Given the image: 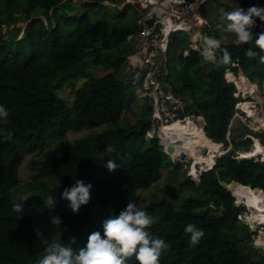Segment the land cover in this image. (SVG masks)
I'll return each instance as SVG.
<instances>
[{
	"label": "trees",
	"instance_id": "1",
	"mask_svg": "<svg viewBox=\"0 0 264 264\" xmlns=\"http://www.w3.org/2000/svg\"><path fill=\"white\" fill-rule=\"evenodd\" d=\"M63 1L2 0L5 17L0 11V105L9 115L6 122L0 119V264H38L51 244L38 236L40 219L29 215V210L42 207L50 221L59 217L57 242L76 251L86 246L91 233L100 232L103 237V221L118 216L138 192L158 183L164 172L183 191L177 193L168 186L165 197L153 194L144 208L156 219L147 230L170 245L160 264H257L240 247L246 240L253 241L255 233L248 224L242 222V233L237 239L232 240L225 233L236 229L243 207L236 205L231 193L220 184L221 180H235L264 190V163L236 158L239 151H249L253 141L247 138L236 142L230 130L240 112L236 104L244 98L235 95L236 84L225 76L228 70L236 75L242 70L251 82L264 84V64L259 63L258 57L245 55L249 47L260 51L255 43H222L216 33L221 48L231 54V62L222 64L203 62L200 51L194 49L185 55L186 49L182 48L189 42L184 31H180V36L176 31L170 35L169 48L179 45L182 49L179 69L170 66L168 81L172 91L189 101V113L204 114L207 136L223 144L222 158L196 183L189 177L179 178L182 163H174L163 151L146 103L139 104L144 117L126 127L120 124L123 112L137 99L128 76L123 80L117 77L131 52L127 48L121 53V49L129 45V37L139 26H111L104 19L92 21V11L107 10L102 2L108 0H82L80 7L69 5L72 0ZM109 1L118 4V0ZM210 1L219 4L218 0L205 3ZM132 6L127 4L117 17H125ZM252 6L264 7V0H242L239 5L245 10ZM78 8L83 12L75 14ZM69 10L75 13L69 14ZM20 22L26 24L21 37L22 28L15 27ZM211 27L209 24L207 28L209 35ZM251 31L254 35L264 31V22L256 19ZM89 51L93 53L91 63L107 69L108 74L96 77L80 69ZM230 71L227 77L234 75ZM81 78L87 81L74 89ZM246 130L264 145V129ZM82 132L90 133L73 142L67 140L69 134ZM6 133H11V137L7 138ZM52 141H61L62 155L49 152L38 165L39 175L52 183L35 180L30 183V196L15 201L12 196L21 186L20 168L25 159L46 152ZM110 160L118 165L115 171L107 168ZM76 180L92 185V198L78 213H73L62 193ZM48 195L54 197L52 207L46 205ZM210 204L222 209V214L210 213ZM16 205L23 211L15 210ZM189 224L204 232L194 246L190 244V234L185 232ZM127 264L138 262L133 256Z\"/></svg>",
	"mask_w": 264,
	"mask_h": 264
},
{
	"label": "rangeland",
	"instance_id": "2",
	"mask_svg": "<svg viewBox=\"0 0 264 264\" xmlns=\"http://www.w3.org/2000/svg\"><path fill=\"white\" fill-rule=\"evenodd\" d=\"M65 1L67 0H64V2ZM72 1H73L72 3L69 2V5L75 6L74 4H76V6L80 7L79 4L82 3V0H72ZM161 1H164V0H161ZM205 1L206 0H201V1L200 0H186L184 4H179V5L176 4V6L172 2L167 3L170 7L172 8L176 7L178 10L182 11L183 9H187L188 7L189 8L192 7L197 2V4L195 5L196 9L191 10V12L185 14L184 17L182 18V21L183 22L185 21V23L187 24H182L183 29L175 30L179 36L181 35L180 31H184L185 34H187L189 43H185L183 45L184 47L182 48V49L185 48L186 51H189V49L200 50L202 36L207 35L209 37L216 38V33L217 35H219L220 39H222V43L235 44L234 43L235 34L224 30L223 25L226 24V21L222 23L220 17L223 11H231L239 7L242 0H218L219 4L216 3L215 1H210L209 4H206ZM141 2H139L138 0H118L117 5L119 6H111V5L107 6L106 5L107 10L105 11L100 8H98L96 11L95 10L92 11L91 19L92 21L97 20V19H104L111 26L118 25V24H131L132 26L135 25L138 27L141 24L144 14L150 10L149 7L151 6L150 5L149 7H145ZM123 3H127V4L130 3L133 6L132 8L128 9L127 15L125 17L123 16L117 17V14L119 12H122L123 8L125 7L123 6L124 5ZM4 10H5V5L2 4V0H0V11L2 12L1 14L2 18L5 17L3 16ZM197 11L201 13V15L203 16L205 20L199 18ZM68 12L69 14L75 13V11L71 12L70 10ZM82 12L83 11L78 8L75 14L82 13ZM43 19L46 20L45 17H43ZM209 24L212 25L211 27L212 35H209V32L207 30V28L209 27ZM186 25L189 26V28H186L185 27ZM25 26L26 24L24 22H20L15 26V27L22 28V31L19 37L22 36L23 29ZM13 27L14 26L11 25L10 29H12ZM198 28L200 29V33H199L200 35L195 36V31ZM196 38L198 39L197 43H195V41L193 40V39L197 40ZM127 48H128V45L123 46L121 49V53L124 52ZM182 49H181V46L179 45L175 46L174 48H168L167 57L169 59L170 66L173 65V67L175 66L177 67V69H179V57L181 55ZM115 50L117 51V48ZM183 52L185 55L189 53L185 51ZM92 59H93V53L92 51H89L88 53L85 54L84 60L80 66V69H82L88 74L92 73L96 77H102L109 73L107 69L101 66L100 67L94 66L91 63ZM203 62H205V60ZM130 73H131V66L128 65L127 61L125 60L124 65H122L120 71L117 72V77L123 80V79H126L125 77L129 76ZM234 75L236 74L234 73ZM241 75H242V70H239L238 75H236L238 77L236 78V80L240 79ZM226 76H227V73H226ZM227 78L229 79V77ZM174 79L178 81V78L175 73H174ZM86 81L87 79L85 78L79 79L74 89L81 88L85 84ZM229 81L237 83L236 81H233L230 79ZM258 87L259 89L257 88V90L252 93L243 91V93L245 94V95L243 94L244 100L243 101L240 100L236 105V108L239 109L240 112L235 116L230 126V130L233 131V135L235 137L236 142L243 141V140L247 141V136L245 135L247 133L246 128L256 125L254 124L255 121L251 117L248 116L249 112L247 111V108L249 107L250 109L255 111L256 114H261V115H262V112L264 111V89H263L264 84L258 85ZM74 89L72 92L73 98L75 95ZM238 91L240 92L239 86H238ZM238 93L236 94L237 97H238ZM140 103L142 102L135 100L131 104V106L123 112L122 119L120 121L121 126L126 127L128 124H134L137 119L144 117L145 114L143 115V113L139 111ZM149 115H152V114L150 113ZM259 125H256V126L261 128V126ZM155 126H158V125H155ZM102 129L104 128L102 127L101 129H99V131H101ZM155 130L158 135L159 129L155 127ZM89 133L90 132H82L79 134H69L67 137V140H69L70 142H73L81 138L87 137ZM151 134H152V131L147 133V137L149 138ZM163 151H164V146H163ZM49 152L58 154V156L62 155L63 152L61 151V141H52L49 143V146L46 149V152L31 154L25 159L23 165L20 168V177L22 179V182L20 184L21 186L15 191V193H13V196H12V198L15 201H18V200L24 201L30 196V193H32V186H30V183L35 180L49 182L50 184L52 183L50 179L41 177L38 172L39 162L42 161L47 156V154H49ZM255 160H257V158H255ZM192 161L193 159H186L185 161H181L182 166L179 169V178H181V176H184L186 178V177H189V175H191ZM197 167H198L197 168L198 170L201 169L199 164L197 165ZM197 174H198L197 177H191V178L189 177V178L195 181L196 183H199L200 172L198 171ZM168 177H170V174L167 175L166 172H164L162 179L158 183L153 185L150 189L142 190L138 192L133 202H135L138 207L144 210L145 205L149 203V199L151 198L153 194L157 193L160 198L165 197L166 196L165 189L168 186L171 187L177 193H182L183 188L179 186L178 184H176L175 182H173V180L169 179ZM191 191L193 192V194L196 193L194 189H191ZM236 203H239V202H236ZM239 204L242 205L243 202H240ZM210 208L212 209V210L210 209V211H212V212L209 211L210 213H215L216 215L222 214V210L219 211L215 209L214 207H210ZM200 211L198 212L200 213ZM27 213L35 218L40 219L38 222V226L36 227V232L41 239H43L45 242H48V243H54V242L59 241V237H60L59 231L57 227L51 223L49 219V215L44 211L42 207H38L35 210H29ZM243 221L248 225H252V223L248 221L247 212H246L245 207H243V213L240 217V220L238 222L236 229L231 232L225 231L226 235L230 239L232 240L237 239L241 235L242 233L241 224ZM258 230L264 231V224L258 225L257 231L254 232L255 235L253 237V241L246 240L243 243H241L240 247L245 255L250 257L257 264H262L264 263V252L260 249L255 248V245H254L256 242L255 240L259 235Z\"/></svg>",
	"mask_w": 264,
	"mask_h": 264
},
{
	"label": "clouds",
	"instance_id": "3",
	"mask_svg": "<svg viewBox=\"0 0 264 264\" xmlns=\"http://www.w3.org/2000/svg\"><path fill=\"white\" fill-rule=\"evenodd\" d=\"M220 19L222 23L226 21V26H224V30L235 34L234 43L236 45H248L251 44L252 42L255 43L256 48H258L260 51L259 52L254 51L253 48L249 47L246 50L245 55L249 58L258 57L259 63L264 64V31H261L255 35L251 31L256 26V19H259L261 22H264V7L252 6L247 10L241 7H237L231 11H223ZM198 51H200V55L206 61H211L214 63L219 62L222 64H228L231 62V54L228 52L227 49L221 48V42L214 37H209L207 35L202 36L201 50ZM227 80L229 81L228 78ZM254 84L258 85L257 83ZM239 94L240 96L245 95L243 91L238 93V97ZM180 98L182 100V97ZM196 114L199 117H201L202 120L193 121V122L198 127H200L206 134L207 123L205 120V116L203 113H196ZM8 115L9 113L5 109V107L0 105V119L6 122ZM262 115H264V111L262 112ZM248 116L251 117L253 120H255L253 116L249 114ZM254 124L259 125L256 122H254ZM256 125L251 127L257 128L258 130L264 129V126L259 125L261 126V128H259ZM245 135L247 136V138L252 139L253 141L252 147L253 145H255L254 140L259 139L257 137L248 134V132ZM6 136L7 138H10L11 133H6ZM216 144L221 148L222 153L217 155V157L219 156L220 157L219 159H221L224 154L223 144L221 143H216ZM239 155L242 156V151L238 152L237 156ZM255 158H257V160H255ZM262 158L263 157L254 155L251 157L244 156L242 159H254V161H261L262 163H264V160ZM217 162L218 161L215 160V164L213 165V167L208 170H201V169L198 170L196 165V172L198 171L200 172V179L202 174L208 173L209 171L213 170L217 165ZM117 167L118 165L113 160H110L107 163V168L110 172L115 171ZM197 176L198 174H196L195 176L193 173L189 175L190 178ZM91 189H92V185L90 184L86 185L84 181L76 180L73 186L64 189L62 193V198L69 202V207L71 208L73 213H78L82 205H87L90 202L92 198ZM253 189L255 190L259 189L264 192V190L260 188H253ZM233 198L235 199V204L240 205L239 204L240 202L237 201L235 197ZM45 202L48 207L50 206L52 207L54 205V197L48 195ZM241 206L245 207L247 212L246 204L243 203ZM210 207L215 208L213 204H210ZM215 209L219 211L222 210L218 208ZM15 210L22 212L23 208L20 205H16ZM155 222L156 219L151 215H149L145 210L138 207L135 202H129L128 205L126 206V209L121 211L118 216H109L103 221V237L101 236L100 232L91 233L88 237L86 246L81 247L76 251H74L70 245L64 243L63 244L59 242L51 243L49 247L46 249L42 258L39 260L38 264H127V261L133 256L135 257L138 264H160V259L162 255L165 254L170 249V245L166 243L163 239L153 237L151 233L147 230ZM51 223L54 226L58 227L61 223V220L59 217H53ZM243 223L245 222L243 221ZM251 226L253 225H249L250 230H251ZM257 228L258 226L256 227V231ZM256 231H252V232H256ZM261 231L264 233L263 230H258L259 234ZM185 232L190 234V244L193 246L197 245L200 242L201 238L204 236L203 230L198 229L193 224L187 225V227L185 228ZM73 243H75L74 239H73Z\"/></svg>",
	"mask_w": 264,
	"mask_h": 264
},
{
	"label": "built area",
	"instance_id": "4",
	"mask_svg": "<svg viewBox=\"0 0 264 264\" xmlns=\"http://www.w3.org/2000/svg\"><path fill=\"white\" fill-rule=\"evenodd\" d=\"M169 8L173 9L170 6ZM175 9L177 8L175 7ZM168 13V10L157 6L144 14L139 29L130 36L132 51L126 59L127 64L131 66L128 80L133 89L144 95L146 105L152 111L154 129L155 127L159 129L158 136L160 137L164 127H170L176 122L202 120L195 112L189 113L186 110L183 100L172 91V84L170 80L168 81L171 69L167 51L170 35L173 31L175 32V30L167 29ZM151 16L162 21L161 29H156L154 25L150 26L146 23V20ZM183 17L173 16V19L180 21L181 24H187L182 21ZM185 27L189 28L187 25ZM193 40L195 43L198 42V39Z\"/></svg>",
	"mask_w": 264,
	"mask_h": 264
},
{
	"label": "bare ground",
	"instance_id": "5",
	"mask_svg": "<svg viewBox=\"0 0 264 264\" xmlns=\"http://www.w3.org/2000/svg\"><path fill=\"white\" fill-rule=\"evenodd\" d=\"M184 1L185 0H142V4L145 7H148L149 5H153L154 7L160 5L162 6V9L168 10L169 23L167 25V29L172 31L183 28L180 22L173 19V16L177 18L182 17L191 12V10L196 9V6L193 5L190 8L188 7L187 9L180 11L175 8L170 9L168 4L166 6V3L172 2L179 5L184 4ZM199 18L202 19L200 16ZM228 77L229 79L236 81L239 89L244 92L252 93L256 91L257 88L259 89L258 85L253 84L243 74L238 80H236V77L231 73L228 74ZM247 111L254 117V121L257 124L264 126V115L261 116L256 114L255 111L249 107L247 108ZM161 137L163 139V143H166V145H174L175 151L172 156L180 158V154L184 152L186 159H193L191 172L195 176L197 174L196 165L199 164L201 170H208L215 164V156L221 153L220 146H218L213 140L209 139L205 132L194 122L179 121L170 127H164L161 130ZM254 142L255 145H253L252 149L250 151H243L242 155L246 157L256 155L263 157L262 159L264 160V145L259 141V139H255ZM233 194L237 201L246 204L248 221L252 223L253 226L257 227L260 224H264V192L262 190H255L250 186L239 184L233 188ZM256 239L257 244L264 246V233L262 231Z\"/></svg>",
	"mask_w": 264,
	"mask_h": 264
},
{
	"label": "water",
	"instance_id": "6",
	"mask_svg": "<svg viewBox=\"0 0 264 264\" xmlns=\"http://www.w3.org/2000/svg\"><path fill=\"white\" fill-rule=\"evenodd\" d=\"M138 1H142V0H138ZM102 4H105V5H108L109 4V1H105V2H102ZM126 4L127 3H125L123 6H126ZM197 4V2L195 3V5ZM158 6H160V5H158ZM157 7V6H156ZM160 7H162V6H160ZM150 10H152V9H154L155 7L153 6V5H151L150 7ZM40 17V16H39ZM146 23L148 24V25H150V26H152V25H154L155 26V28L156 29H161L162 28V21H159V20H157L155 17H153V16H151V17H149L147 20H146ZM236 85H237V83H235ZM238 86V85H237ZM238 88V87H237ZM240 90V89H239ZM242 90H240V92H241ZM184 122V121H183ZM158 138H160V144H162L163 146H164V151H165V153L169 156V157H171L172 158V160H173V162L174 163H177L178 161H185L186 160V156H185V153L184 152H182L181 154H180V158H176V157H174V156H172L173 154H174V151H175V147H174V145L173 144H168V145H166V143H163V139H162V137H160V136H158ZM244 156L242 155H239V156H237L236 158L237 159H242ZM219 156L217 157V156H215V160L216 161H218L219 160ZM263 161V160H262ZM220 184L224 187V188H226L229 192H231V194H232V196L233 197H235L234 196V194H233V188L236 186V185H239V183L237 182V181H235V180H232L230 183H228L227 181H225V180H222V181H220ZM251 230L252 231H256V227H254V226H251ZM261 233V232H260ZM256 242H255V248H257V249H260V250H262L263 252H264V246L263 245H259V244H257V240H255Z\"/></svg>",
	"mask_w": 264,
	"mask_h": 264
},
{
	"label": "crops",
	"instance_id": "7",
	"mask_svg": "<svg viewBox=\"0 0 264 264\" xmlns=\"http://www.w3.org/2000/svg\"><path fill=\"white\" fill-rule=\"evenodd\" d=\"M108 1H109V0H108ZM139 2H141V1H139ZM123 4H125V3H123ZM174 4H175V6H176L177 3H174ZM108 5H111V6H119V5H117V4H115V3H112V2H110V1H109V4H108ZM108 5H107V6H108ZM105 6H106V5H105ZM116 9H117V8H116ZM197 13L199 14V16H200L202 19H204L200 12L197 11ZM204 20H205V19H204ZM206 22H208V21H206ZM199 33H200V29L198 28V29L195 31V36L200 35ZM193 38H194V37H193ZM128 41H129V42H128V43H129L128 48L130 49V51H132V42H131L130 37H129ZM191 41H192V40H191ZM185 52H188V51L185 50ZM135 92H136V94H137V99H136V100L142 102V103H140V105H141V104L145 105L146 100H145L144 95H143L140 91H138V90H137V91L135 90ZM182 100H183V102H184V105H185V107H186V110H187V111L192 110V109L188 110L189 101L184 100L183 97H182ZM146 106H147V105H146ZM147 109H148V107H147Z\"/></svg>",
	"mask_w": 264,
	"mask_h": 264
}]
</instances>
